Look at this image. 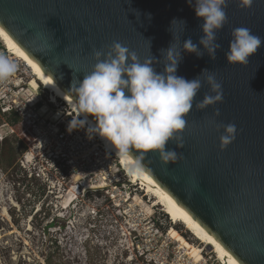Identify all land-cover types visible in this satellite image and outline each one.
Listing matches in <instances>:
<instances>
[{"label":"water","instance_id":"obj_1","mask_svg":"<svg viewBox=\"0 0 264 264\" xmlns=\"http://www.w3.org/2000/svg\"><path fill=\"white\" fill-rule=\"evenodd\" d=\"M239 4L231 0L226 9L215 60L199 44L203 20L195 14V0H0V27L72 100V81L82 82L92 71L94 49L107 52L118 41L141 62L152 55L162 73L161 50L174 43L179 51L189 38L198 45L203 56L182 51L176 75L191 81L204 70L214 72L223 103L197 110L205 94L214 95L204 84L186 117L183 148L167 145L182 158L163 165L157 153H148L145 172L240 264H264V43L246 67L226 60L235 28L247 27L264 42V0L247 11ZM173 20L185 21V28L171 26ZM45 41L51 50L38 53ZM217 109L216 124L237 128L227 147L220 143L223 128L218 132L209 123Z\"/></svg>","mask_w":264,"mask_h":264},{"label":"rangeland","instance_id":"obj_2","mask_svg":"<svg viewBox=\"0 0 264 264\" xmlns=\"http://www.w3.org/2000/svg\"><path fill=\"white\" fill-rule=\"evenodd\" d=\"M17 61L22 99L32 109L40 96L47 110L37 112L42 127L18 126L20 135L0 117L7 138L0 143V264L42 263L48 255L55 264H223L129 182L85 124L69 133L76 116L61 101L47 103L51 93ZM23 135L30 142L21 155Z\"/></svg>","mask_w":264,"mask_h":264},{"label":"clouds","instance_id":"obj_3","mask_svg":"<svg viewBox=\"0 0 264 264\" xmlns=\"http://www.w3.org/2000/svg\"><path fill=\"white\" fill-rule=\"evenodd\" d=\"M192 2L188 0V3ZM254 2L240 0L239 7L247 11ZM229 3L231 0H195V14L203 20V37L199 44L212 60L216 59V52L221 48L217 43V33L228 24L226 9ZM175 23L186 26L185 21L177 20H173L171 26ZM231 37L226 55L228 65L246 67L250 57L264 42L247 27L233 29ZM47 50H51L47 41L36 49L41 54ZM182 51L194 53L197 57L204 54L190 38L179 51L172 43L167 50H161L165 67L162 73H157L153 66L157 61L152 55L141 62L136 52L118 41H114L107 52L94 49L96 63L92 71L84 75L82 82L73 79L71 84L69 93L74 94L73 106L78 115L68 125V132L82 128L88 116L94 117L97 122L95 130L115 149L116 156L126 162L130 173L145 171L143 162L148 153H157L163 165L178 162L182 157L177 151L167 149V145L172 142L176 148H183L186 117L203 85L207 84L214 95L205 94L202 102L195 105L197 110L223 103L224 95L222 83L217 81L214 72L204 70L191 81L176 75L183 58ZM17 70L18 65L0 53V82L11 78ZM219 115L217 109L209 123L218 132L223 128L220 143L227 147L234 142L237 128L233 123L216 124L215 118ZM80 116L85 119H78ZM177 139L181 143L177 144Z\"/></svg>","mask_w":264,"mask_h":264},{"label":"bare ground","instance_id":"obj_4","mask_svg":"<svg viewBox=\"0 0 264 264\" xmlns=\"http://www.w3.org/2000/svg\"><path fill=\"white\" fill-rule=\"evenodd\" d=\"M0 41L3 43L6 51L18 58L29 70L32 78L36 79L41 87L46 91L51 93L50 103L54 104L58 100L62 101L63 104L68 108V110L75 116L78 115L73 106V100L68 97L52 80L48 77L42 69L33 61L3 30H0ZM35 83V82H34ZM36 85V83H35ZM37 86V85H36ZM61 102V103H62ZM78 119L84 120V116H80ZM86 127L93 132L96 138L101 141L104 149L112 154L119 162L122 171L129 178L130 183H136L141 188L144 189L145 194L150 196L155 200V202L162 207L163 212L168 215L171 221H176L181 223L187 232H189L196 240L201 242L210 248L217 258L223 264H240L234 257H232L228 251L216 240L215 237L210 235L203 227H201L185 210H183L171 197H169L145 172L140 173H130L126 162L116 156L115 149L103 139L95 130L97 124L88 116ZM28 156V155H27ZM28 159V157H27ZM5 212V211H4ZM5 214V213H3ZM179 250H183L180 245H178ZM201 253V252H200ZM212 253V254H213ZM188 256L189 259L194 262H199L191 255L183 253Z\"/></svg>","mask_w":264,"mask_h":264},{"label":"built area","instance_id":"obj_5","mask_svg":"<svg viewBox=\"0 0 264 264\" xmlns=\"http://www.w3.org/2000/svg\"><path fill=\"white\" fill-rule=\"evenodd\" d=\"M0 53L5 54L7 57H9L12 61H14L18 65V61H17L18 59L14 58L12 55H10L6 51V49L3 46V43L1 41H0ZM18 76H19V74H17V72H16V74H14L9 79V82L6 83L7 84L6 88H0V114L7 116L11 113H16L21 118L22 124H24V122L27 123V125H24L23 127H21L20 124L17 126H14V127L9 126L12 128V131H11L12 134H15V131H16L18 126L21 128L20 129L21 131H23V128L25 126H27L29 129H31V126H33V125H37V126L42 127L43 123L39 122V115L37 112H41V111L45 112L47 110V105L45 102H43V100L40 96L31 102L30 105L32 106V109L28 108L29 107V104H28L29 101L26 100L27 101L26 102L22 99V97H23V86H24L23 81H22L23 78L18 79ZM16 78L18 80L14 81ZM1 83L2 82H0V85H1ZM27 86H30L29 83H27ZM37 90H34L35 94H38ZM32 96H34V95H32ZM32 96H30V97H32ZM50 100L51 99L49 98L47 103L52 104V103H50ZM58 101H60V100H58ZM38 104L41 105L40 108L37 107ZM32 136H33V134H32ZM2 141H3V138H2V135L0 132V142H2ZM129 182H130V180H129ZM202 258L203 257L201 255V259Z\"/></svg>","mask_w":264,"mask_h":264},{"label":"trees","instance_id":"obj_6","mask_svg":"<svg viewBox=\"0 0 264 264\" xmlns=\"http://www.w3.org/2000/svg\"><path fill=\"white\" fill-rule=\"evenodd\" d=\"M0 117H5L6 118V123L9 126H11V127H14V126H17L19 124H22L21 118L16 113H11V114H9L7 116L0 114ZM24 129H26V128L24 127L23 130ZM16 130L18 131V129H16ZM20 132H22V131H20ZM18 134L20 135L19 131H18ZM23 137H27V136L26 135H23V136H20V137L17 136V138H18L17 141H19V143L25 144L24 146L21 145V147L23 149L22 152H21V155H23V153H25L27 151V148H28L27 142H30L26 138H23ZM6 140H7V138L3 139L2 142L6 141ZM2 142H0V143H2ZM176 234H177V237H179V238L181 237V235L179 233H176ZM36 264H55V263L53 262V258L50 257V255H48L47 257H45L43 259L42 263H36Z\"/></svg>","mask_w":264,"mask_h":264}]
</instances>
